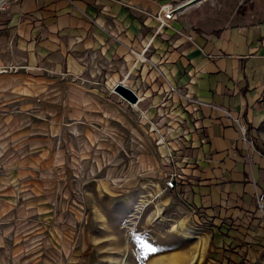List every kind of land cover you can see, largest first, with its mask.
<instances>
[{
	"label": "crops",
	"instance_id": "0c3cea01",
	"mask_svg": "<svg viewBox=\"0 0 264 264\" xmlns=\"http://www.w3.org/2000/svg\"><path fill=\"white\" fill-rule=\"evenodd\" d=\"M190 1L19 0L0 11V264L15 262L14 231L43 197L46 111L36 107L64 79L136 94L176 155L179 180L165 196L203 222L212 258L234 263L227 246L263 250L264 21L204 30ZM162 5L181 6L169 27L154 19Z\"/></svg>",
	"mask_w": 264,
	"mask_h": 264
},
{
	"label": "rangeland",
	"instance_id": "374dc122",
	"mask_svg": "<svg viewBox=\"0 0 264 264\" xmlns=\"http://www.w3.org/2000/svg\"><path fill=\"white\" fill-rule=\"evenodd\" d=\"M188 10L204 30L264 21V0H191ZM73 82L46 90L36 107L46 111L39 135L48 162L41 167L43 197L31 199L37 207L25 215V230L14 231L10 264H131L134 253L144 256L149 247L158 249L152 259L172 254L167 264H206L203 222L177 197L165 196L170 167L160 127L112 87L80 89ZM78 106L84 112L74 119ZM227 248L234 264H264V248Z\"/></svg>",
	"mask_w": 264,
	"mask_h": 264
},
{
	"label": "built area",
	"instance_id": "2783aa9c",
	"mask_svg": "<svg viewBox=\"0 0 264 264\" xmlns=\"http://www.w3.org/2000/svg\"><path fill=\"white\" fill-rule=\"evenodd\" d=\"M12 1L19 0H0V11L5 10L7 5ZM180 8L181 6L179 5H162L159 9V12L154 16V19L158 22L159 27H169L170 23L179 16ZM171 90L174 91L173 88H171ZM231 118L238 130L241 141L246 146L252 147L253 139L248 135L247 124L238 118ZM164 140L165 139L163 138L160 142L165 148V162L170 167L168 173L166 174L164 185L165 189L174 190L177 185V181L179 180V173L176 167L177 159L173 149H171V147ZM255 204L259 217L262 219V221H264V187L260 191L256 192Z\"/></svg>",
	"mask_w": 264,
	"mask_h": 264
},
{
	"label": "bare ground",
	"instance_id": "6f19581e",
	"mask_svg": "<svg viewBox=\"0 0 264 264\" xmlns=\"http://www.w3.org/2000/svg\"><path fill=\"white\" fill-rule=\"evenodd\" d=\"M134 250V249H133ZM138 250V249H137ZM158 250V249H157ZM132 251V250H131ZM189 251L191 252V253H195V255H194V259H196L197 258V256H198V252H197V248H196V246L195 245H192L190 248H189ZM117 253V252H116ZM152 254H154V253H152V252H150V253H147L146 255H142V256H139V255H135V253H134V255L131 257V264H167V263H170V260H172V254L170 255H165V256H163L160 260H158L157 258L159 257H157L156 259H152ZM175 256V255H174ZM178 256V255H177ZM155 257V256H154ZM153 257V258H154ZM183 257H185V256H183ZM188 258V257H187ZM185 259V258H184ZM178 261V260H177ZM174 263V262H173ZM172 264V263H171Z\"/></svg>",
	"mask_w": 264,
	"mask_h": 264
},
{
	"label": "water",
	"instance_id": "95a60500",
	"mask_svg": "<svg viewBox=\"0 0 264 264\" xmlns=\"http://www.w3.org/2000/svg\"><path fill=\"white\" fill-rule=\"evenodd\" d=\"M113 93L118 95L120 98H122L130 105L136 106L138 102V98L136 94L130 88L126 87L123 84L115 85V87L113 88Z\"/></svg>",
	"mask_w": 264,
	"mask_h": 264
},
{
	"label": "trees",
	"instance_id": "16d2710c",
	"mask_svg": "<svg viewBox=\"0 0 264 264\" xmlns=\"http://www.w3.org/2000/svg\"><path fill=\"white\" fill-rule=\"evenodd\" d=\"M213 246H212V244H210V246H209V248H208V250H207V252H206V264H208V263H210V264H220V260H218V259H213L212 257H211V248H212ZM222 263V262H221ZM226 264H234V263H232L231 261H227V263Z\"/></svg>",
	"mask_w": 264,
	"mask_h": 264
},
{
	"label": "snow or ice",
	"instance_id": "6c2138e0",
	"mask_svg": "<svg viewBox=\"0 0 264 264\" xmlns=\"http://www.w3.org/2000/svg\"><path fill=\"white\" fill-rule=\"evenodd\" d=\"M148 251L152 252V253H155L157 251V249L155 247H149Z\"/></svg>",
	"mask_w": 264,
	"mask_h": 264
}]
</instances>
